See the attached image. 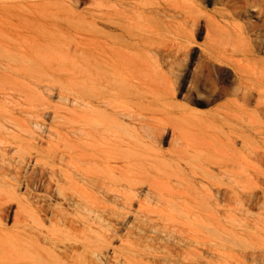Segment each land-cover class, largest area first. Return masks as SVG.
Instances as JSON below:
<instances>
[{"label": "rangeland", "instance_id": "rangeland-1", "mask_svg": "<svg viewBox=\"0 0 264 264\" xmlns=\"http://www.w3.org/2000/svg\"><path fill=\"white\" fill-rule=\"evenodd\" d=\"M180 6L197 16L196 26ZM141 7L144 28L130 34ZM208 18L243 28L252 56L211 46ZM130 56L157 61L159 98L143 104L156 103L160 121L187 119L195 147L174 142L170 127L158 146L131 150L130 134L117 138L118 174L136 164L167 188L131 210L107 199L109 212L126 219L102 264H264V0H0L3 169L14 177L11 157L21 145L40 153L19 170H43L47 180L71 174L78 151L84 169L103 167L107 149L83 100L100 101L98 111L111 101L130 131V111L141 112L142 103L130 87L122 97L109 87L111 72L130 79ZM240 61L251 72L237 70ZM18 187L22 195L24 184ZM10 203L8 228L18 209Z\"/></svg>", "mask_w": 264, "mask_h": 264}, {"label": "bare ground", "instance_id": "bare-ground-1", "mask_svg": "<svg viewBox=\"0 0 264 264\" xmlns=\"http://www.w3.org/2000/svg\"><path fill=\"white\" fill-rule=\"evenodd\" d=\"M180 7L178 13L188 14V22L191 21L192 26H196L199 23L197 16L187 8ZM138 10L131 16L134 24L130 34H134L136 29L142 31L144 28L142 20L145 19L143 14L147 9L141 7L142 11ZM184 17L182 19L186 20ZM185 22L187 21L180 24ZM206 26L211 46H231L232 50L241 56H252L255 52L243 28L227 24L222 26L212 18H208ZM192 29L194 30V27ZM238 63L237 70L251 72L247 62ZM111 74L109 87L113 95L122 97L130 87V98L136 97L142 103V111H130L129 131L123 127L121 121L124 118L117 115L116 106L111 101L105 103L103 111H98L94 104L98 100L90 97L83 100L87 110H91L89 125L101 134L105 142L101 143V148L107 149L102 156L105 162L103 167L84 169L82 163L85 159L78 151L76 160L72 162L71 174H62L61 177L47 180L43 170L39 174L34 167L31 171L19 170L21 164L28 163L34 154L40 153L36 146L21 145L15 151L18 156L11 157L17 165H14V177L10 178L12 172L9 174L7 169H3L1 163L5 161V157L0 152V264H102L108 255L106 249L114 244V239L121 238L116 227L117 222L119 219H126L125 212H115L117 215L109 212V207L105 204L107 199H113L121 210H131L134 205L145 200L154 201L155 197L162 196L167 188L148 180L149 170L140 169L136 164L130 163V169L118 174V167L114 165L119 158L114 153L117 138L130 134L131 150L132 144L137 147L145 144L158 146L164 131L170 127L174 142L186 148L190 145L195 147L187 119L160 121L154 117L156 103L148 101L143 104V101L150 97L159 98L155 86L164 79L156 60L152 62L147 56H130V79L115 71ZM237 90L236 96L240 97V85ZM102 92L109 93V90L104 89ZM245 95L249 94L244 93V98ZM96 104L102 106L100 101ZM203 136L207 138L205 134ZM61 153L62 157H66L65 152ZM132 155L137 154L130 151V157ZM53 174L56 175L52 172V176ZM22 183L25 191L19 195L18 186ZM146 188L148 191L144 193ZM12 199L17 201L18 209L14 213L13 227L8 228Z\"/></svg>", "mask_w": 264, "mask_h": 264}]
</instances>
